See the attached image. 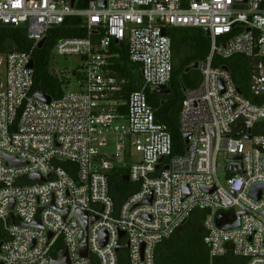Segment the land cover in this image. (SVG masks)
<instances>
[{
  "label": "built area",
  "instance_id": "obj_1",
  "mask_svg": "<svg viewBox=\"0 0 264 264\" xmlns=\"http://www.w3.org/2000/svg\"><path fill=\"white\" fill-rule=\"evenodd\" d=\"M77 1L0 0V24L24 27L32 41L0 55V264H51L63 250L68 264H155V247L194 210L204 213L209 264L228 254L264 264V189L252 195L264 184V0ZM72 16L82 17L86 36L61 38L52 50L80 58L82 89L39 100L32 53ZM171 26L210 38L199 81L184 90L180 154L145 93L171 80ZM112 45L126 46L143 81L126 101L116 97L128 79L112 68ZM234 55L253 61L251 98L225 65H213ZM114 169L138 186L119 204L109 192Z\"/></svg>",
  "mask_w": 264,
  "mask_h": 264
},
{
  "label": "trees",
  "instance_id": "obj_2",
  "mask_svg": "<svg viewBox=\"0 0 264 264\" xmlns=\"http://www.w3.org/2000/svg\"><path fill=\"white\" fill-rule=\"evenodd\" d=\"M91 0H78L76 6L85 8ZM87 30L82 17L72 16L47 33L41 48H35L32 53L34 61V79L32 90L49 95L56 99L63 95L62 81L49 71L52 49L56 42L64 37H83ZM166 34L172 48V77L169 83L162 87L147 88L145 93L148 104L153 108L157 121L164 124L171 134L173 154L184 152V142L178 126V116L184 90L197 85L199 70L185 69L194 62L203 61L210 47V38L201 28L167 27ZM32 41L26 36V29L21 26L0 24V55L12 51H28ZM112 68L128 79L121 94L116 97L127 100L128 94L142 87L143 81L139 66L128 58L125 45L110 47ZM213 65H225L241 94L251 98L249 83L253 61L243 55H234L228 59H213ZM70 162H63L67 168ZM125 169H114L108 177L109 192L115 204H119L129 194L137 190L134 183L124 181L122 175ZM204 213L194 210L189 218L168 239L159 243L154 250L155 264H209L208 247L203 240L202 220ZM195 218V224L190 220ZM245 259L228 254L215 259V264H244Z\"/></svg>",
  "mask_w": 264,
  "mask_h": 264
},
{
  "label": "rangeland",
  "instance_id": "obj_3",
  "mask_svg": "<svg viewBox=\"0 0 264 264\" xmlns=\"http://www.w3.org/2000/svg\"><path fill=\"white\" fill-rule=\"evenodd\" d=\"M81 70V60L76 55H58L55 50H52L49 71L55 74L63 83V91H79L82 86L78 84V79L74 74ZM3 79V67H0V82ZM111 148L104 149L103 151L109 152ZM221 162V160H220ZM219 180L224 181V174L222 172L218 173ZM195 218L190 220V223L195 224Z\"/></svg>",
  "mask_w": 264,
  "mask_h": 264
},
{
  "label": "water",
  "instance_id": "obj_4",
  "mask_svg": "<svg viewBox=\"0 0 264 264\" xmlns=\"http://www.w3.org/2000/svg\"><path fill=\"white\" fill-rule=\"evenodd\" d=\"M74 2V0H72V3ZM97 5L98 7H104L105 6V0H97ZM205 35L208 36L209 35V32L208 30H205ZM45 42V39H42L40 42H38L37 44V48H41L42 45L44 44ZM29 67L33 68L34 67V62H33V59L30 60L29 62ZM198 68V62H194L193 64H190L189 66L186 67L185 69V72H188L189 70L191 69H197ZM37 99L39 100H42V101H45V102H49L51 97L49 95H46V94H43V93H40V92H36L35 95H34ZM183 138L185 140V143L187 144V136L186 135H183ZM240 156H238L239 158ZM162 158L160 157L159 160H161ZM13 159H11L12 161ZM14 161V160H13ZM17 164V163H15ZM31 179H38V175H31L30 176ZM122 179L124 181H128V176L124 175L122 176ZM264 189V184H257L255 185L253 188H252V195H254L255 197H258L261 190ZM210 190H213V187L210 188ZM151 198H149L146 202H150ZM66 212V211H65ZM239 215V214H238ZM12 216V214H11ZM76 217L82 222V226H83V232L86 233V226H87V220H86V214L84 212H78L76 214ZM35 223L32 224V226L34 225ZM239 225V219L237 220V222L233 225H230V226H226V228H232V227H236ZM123 233H121L120 235H122ZM82 236V233L80 234V238ZM80 252L83 256H86L87 255V251H86V242L84 241L82 243V245L80 246ZM51 264H68V260H67V254L65 252V250L63 251H60L58 252L57 254V259H54V258H51Z\"/></svg>",
  "mask_w": 264,
  "mask_h": 264
},
{
  "label": "crops",
  "instance_id": "obj_5",
  "mask_svg": "<svg viewBox=\"0 0 264 264\" xmlns=\"http://www.w3.org/2000/svg\"><path fill=\"white\" fill-rule=\"evenodd\" d=\"M121 111L123 112V113H125L126 112V108L123 106V107H121Z\"/></svg>",
  "mask_w": 264,
  "mask_h": 264
}]
</instances>
